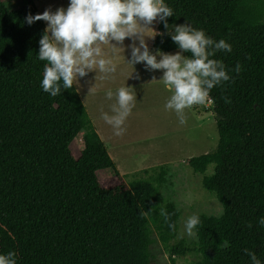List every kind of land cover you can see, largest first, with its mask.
I'll return each instance as SVG.
<instances>
[{
  "label": "trees",
  "instance_id": "trees-1",
  "mask_svg": "<svg viewBox=\"0 0 264 264\" xmlns=\"http://www.w3.org/2000/svg\"><path fill=\"white\" fill-rule=\"evenodd\" d=\"M6 1L0 0V253L14 251L17 264H160L153 252L158 242L172 261L196 253L195 264H250L248 249L264 264L258 224L264 217V0H165L173 10L169 24L191 23L232 46L212 57L231 77L209 92L218 145L187 161L222 214H197L192 244L177 240L182 211L162 201L168 168L132 182L118 172L76 86L55 97L40 87L46 61L37 57L38 42L46 25L24 22L40 13L34 1L12 10ZM152 47L177 51L167 35H157ZM109 172L113 177H101Z\"/></svg>",
  "mask_w": 264,
  "mask_h": 264
},
{
  "label": "clouds",
  "instance_id": "clouds-1",
  "mask_svg": "<svg viewBox=\"0 0 264 264\" xmlns=\"http://www.w3.org/2000/svg\"><path fill=\"white\" fill-rule=\"evenodd\" d=\"M172 16L173 10L165 0H68L66 8L59 7L55 11L47 8L35 15L29 13L24 21L27 25L36 21L46 22L38 42L37 57L46 61L40 87L55 97L61 88H73L89 72L105 76L114 73L116 65L111 58H106L107 53L102 51L101 45H110L115 55L118 49H123L120 45L125 38H129L131 43L127 47L131 51L127 63L132 66L143 63L149 72L162 70L159 81L171 93L164 108L175 112L178 122L183 125L186 108L205 104L214 86L231 79L223 62L212 57L217 52L230 53L232 46L225 39L214 40L191 23L169 24L167 18ZM154 21L162 23L165 31H153L151 25ZM156 35H167L177 51L166 53L156 49L153 52L145 37ZM185 52L190 55H183ZM232 71L240 73L241 66L237 64ZM93 90L94 86L88 95ZM104 96L113 103L108 112L101 113V119L111 126L114 135L120 136L134 106L133 88L120 86L115 91L108 89ZM159 215L169 230L177 231V224L170 222V214L164 207L159 208ZM199 223L197 214L189 215L182 221L181 234L194 237ZM258 224L264 227V217L258 219ZM227 246L228 241H222L221 247ZM244 252L250 264H262L256 253L248 249ZM0 264H17V254L14 251L0 253Z\"/></svg>",
  "mask_w": 264,
  "mask_h": 264
},
{
  "label": "rangeland",
  "instance_id": "rangeland-1",
  "mask_svg": "<svg viewBox=\"0 0 264 264\" xmlns=\"http://www.w3.org/2000/svg\"><path fill=\"white\" fill-rule=\"evenodd\" d=\"M6 5L8 9H18L24 6V0H7ZM39 6L42 9L45 3L39 2ZM158 22L154 21L151 25L155 32ZM152 39L153 37H145L154 52L151 48ZM129 43H131L130 39L125 38L123 45H120L124 51L118 49L115 55L112 54L110 45H101L102 51L107 53L106 58H111L113 63L117 64L116 68L120 74L116 84L111 85L106 82L100 85L93 109L101 119V113L108 112L110 104L113 103L105 98L104 93L108 89L115 91L120 86H131L134 106L123 125L125 131L122 135L116 136L111 126L101 119L103 130L111 138L105 140L99 126L97 127L118 172L125 176L128 182L151 180L159 168L163 166L168 168L167 182L161 189L162 201H172L182 211L177 240L192 244L196 242L197 237L181 234L183 219L192 214L208 216L222 214L220 203L213 194L204 189L203 176L194 173L187 164L189 159L210 153L218 145L219 136L212 103L208 100L205 104L186 108L185 123L181 125L175 112L164 108L171 93L159 81L162 70L149 72L144 68L143 63L133 66L127 63L131 51L127 47ZM99 76L105 75L100 73ZM81 137L79 136L77 140L79 144H82ZM146 170L149 172L148 175L144 172ZM211 172L212 167L207 174ZM102 176L113 177V172L104 173ZM153 252L160 264H195L198 261L196 253L180 258L173 257L174 261H172L168 251L158 242L154 244Z\"/></svg>",
  "mask_w": 264,
  "mask_h": 264
},
{
  "label": "crops",
  "instance_id": "crops-1",
  "mask_svg": "<svg viewBox=\"0 0 264 264\" xmlns=\"http://www.w3.org/2000/svg\"><path fill=\"white\" fill-rule=\"evenodd\" d=\"M33 1H34L35 5L37 6V8L39 9L40 13H42L47 8H51L52 11H55L59 7H65L66 8L68 6V0H38V1L33 0ZM39 2L45 3V6L42 9L39 6ZM158 24H159V22H158ZM45 25H46V22H45ZM156 32L159 33L158 32V25H157V31ZM156 37H157V35H156ZM156 37H153V39H152V42H151V48L152 49H153V47H152L153 41ZM174 52H171V53H174ZM114 64L117 67V64L116 63H114ZM119 74H120V72L117 70V68H116V71L114 73L107 75V77L106 76H104V77L99 76L100 73H96L93 71V72H89L86 77L81 78L80 82L77 85H75L77 88V91L79 92V94L83 100V103H84V105H85V107H86V109H87V111H88V113L92 119V122L96 128V131L102 140H103V138H102V134H100V132L103 133V137L105 140H110L111 138L108 137L106 132L103 130V124L101 123V119L95 114V112L93 110L95 105H96V102H97V100H96L97 96H98L97 91H98V89L102 83L108 82L111 85L116 84V82L119 79ZM92 86H94V90L91 94L88 95V91ZM97 126H99L100 132H99V129ZM103 142L105 143L104 140H103Z\"/></svg>",
  "mask_w": 264,
  "mask_h": 264
}]
</instances>
